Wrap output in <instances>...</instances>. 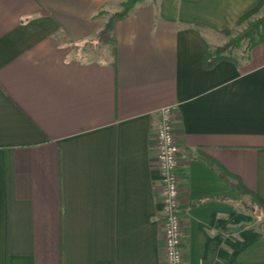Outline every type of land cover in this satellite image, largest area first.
<instances>
[{"label":"crops","instance_id":"0c3cea01","mask_svg":"<svg viewBox=\"0 0 264 264\" xmlns=\"http://www.w3.org/2000/svg\"><path fill=\"white\" fill-rule=\"evenodd\" d=\"M126 1L0 0V264H167L166 106L184 264H264V207L219 170L264 203V42L207 69L200 39L260 0H144L107 30Z\"/></svg>","mask_w":264,"mask_h":264},{"label":"built area","instance_id":"2783aa9c","mask_svg":"<svg viewBox=\"0 0 264 264\" xmlns=\"http://www.w3.org/2000/svg\"><path fill=\"white\" fill-rule=\"evenodd\" d=\"M160 119L154 134V164L162 176L160 219L163 220L164 250L167 264H184V211L182 203L180 167L181 145L177 139L172 109L158 111ZM100 264H112L103 262Z\"/></svg>","mask_w":264,"mask_h":264},{"label":"trees","instance_id":"16d2710c","mask_svg":"<svg viewBox=\"0 0 264 264\" xmlns=\"http://www.w3.org/2000/svg\"><path fill=\"white\" fill-rule=\"evenodd\" d=\"M143 1L144 0H127L123 4V8L121 11L115 12L111 15V17H110V19L106 25V29L107 30L111 29L115 19L121 18V17L127 15L134 8V6L136 4L143 2ZM263 3H264V0H260L254 8H252L251 10H249L248 12H246L244 15L241 16L238 23L242 22L250 14H252L257 9H259ZM259 27L262 28L261 33H257ZM256 33L258 34L257 39H255V35H254ZM246 35L250 36L249 38L252 40L250 47L264 42V17L262 19L258 20L252 26H250L249 30L243 31L236 38H234L233 40H230L227 44L220 46V47H217L215 49H212L210 47V45L203 38H200L202 41V45H203L202 62H203L204 68H207V69L212 68L220 60L232 58L231 54L227 55L226 52L230 53L229 48L232 47L233 45H238L240 43L241 39L243 37H245ZM219 170H220L221 174L226 178L228 183L236 191L235 198H241L242 195H248L253 199V201L257 202L260 206L264 207V203L256 196V194L252 190H250L243 183V181L241 180L240 177L230 173L228 170H226L222 166L219 167Z\"/></svg>","mask_w":264,"mask_h":264},{"label":"rangeland","instance_id":"374dc122","mask_svg":"<svg viewBox=\"0 0 264 264\" xmlns=\"http://www.w3.org/2000/svg\"><path fill=\"white\" fill-rule=\"evenodd\" d=\"M264 17V3L262 4V6L257 9L255 12H253L252 14H250L246 19H244L242 22L238 23L236 25V28L230 31H225V33L222 34V37H226L227 41L219 44V45H210V47L212 49H215L217 47L223 46L225 44H227L230 40H233L234 38H236L240 33H242L243 31H247L250 29V26H252L253 24H255L258 20L262 19ZM262 28L259 27L257 33H261ZM254 34L255 35V39L258 38V34ZM250 36H245L241 39L240 43L238 45H233L232 47H230V53L226 52V54H231V57L234 58H238L240 56H232V55H236L239 52H242L244 49L249 48L251 45V39L249 38ZM94 46V47H92ZM87 51H96L95 49V45L94 44H90V46L86 45V48H84ZM90 57V56H87ZM92 57V56H91Z\"/></svg>","mask_w":264,"mask_h":264}]
</instances>
